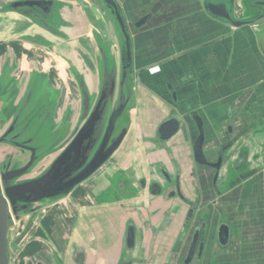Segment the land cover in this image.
<instances>
[{"label":"crops","instance_id":"1","mask_svg":"<svg viewBox=\"0 0 264 264\" xmlns=\"http://www.w3.org/2000/svg\"><path fill=\"white\" fill-rule=\"evenodd\" d=\"M152 1L125 0L122 6L130 4L137 11ZM203 1L160 0L157 17L131 26L134 89L126 136L131 144L119 147L101 172L105 176L127 173L130 166H136L155 176L163 168L171 175L179 174L188 197H192L190 183L200 182L202 196L209 191L210 177L193 157L192 143L198 134L194 118L202 121V148L209 161L231 133L236 139L224 154L218 186L230 181V167L241 152L246 154L244 166L253 170L240 184L226 187L221 196L214 195L195 211L196 217L206 220L204 256L199 264H264V18L235 27L210 16ZM238 7L244 12L239 0H234V17ZM75 38L79 37L67 40ZM66 58L79 68L80 64ZM34 69L43 70L36 65ZM69 71L65 69L68 92L58 100L55 120L64 110L73 120L79 113L81 83ZM74 88L78 104L68 95L74 94ZM170 117L179 120L178 131L164 142L155 141L159 125ZM92 178L43 205L38 222L25 230L26 241L15 264L28 259L31 264H78L80 253L91 262L100 252L111 255L120 245L125 217L129 213L151 215L156 207L144 192L135 199L123 198L119 204H97L99 191ZM164 210L152 212L156 230L137 227L148 245V261L142 264H168L178 243L177 262L184 256L193 223H184L185 206L169 223H161L158 217L167 214ZM221 222L229 228L225 243L218 237Z\"/></svg>","mask_w":264,"mask_h":264},{"label":"flooded vegetation","instance_id":"2","mask_svg":"<svg viewBox=\"0 0 264 264\" xmlns=\"http://www.w3.org/2000/svg\"><path fill=\"white\" fill-rule=\"evenodd\" d=\"M159 1L153 0L152 3L140 6L135 11L130 4L128 8H125L119 0H116L127 24L128 31H130L131 26L134 27L135 23L141 19H145L147 23L152 18L157 17L160 12L158 8ZM3 5V10L10 9L19 14V17L15 18L5 14L0 16V34L5 35V37L0 38L3 44L7 40L9 41V37L10 41H16L15 39L21 38L23 40L26 39V42L30 41L32 44L40 45L45 49H51V46L53 47L54 43H57L59 39L67 40L71 36L81 37L86 34L88 31L86 25L94 28L96 33L97 31L100 33L99 35L93 33L95 45L100 53L99 72L95 70L92 63H88L89 57L83 56L81 59L88 61L87 63L90 65L89 69L93 71L92 73L95 78L94 76L83 77L84 74L80 75L81 77L77 76V74L75 75L81 83L79 113L75 120H73L74 117H72L71 113L65 110L59 120H55L54 111L63 92L54 85L49 84V72L43 70L37 71L34 69L33 64L29 65L24 73L21 71L23 69V62L21 61L17 63V69L11 68L12 61H18L21 57L22 51L19 47H15V50H12L13 52L7 50L5 54L0 55V188L2 193L6 186L21 184L39 178L46 173L58 157L65 152V149L70 145L77 132L83 127L90 116L95 114L96 119L93 123L92 131L83 139L78 150L69 151L66 156L64 153L54 173L51 187L62 186L85 172L101 145L111 114L121 105H124L115 120L103 153H108L115 146V143L118 142L117 145L93 172L73 186L72 189H74L77 185L90 180L98 172L101 173L103 171V167L116 154L128 133L129 114L134 88L131 67L126 66L123 55L124 42L122 32L112 14L111 8L102 0H9L6 3L3 2ZM134 11L136 13L135 18L130 15ZM98 16L102 21L97 22L99 20ZM127 16L133 19L132 23L129 24ZM104 19L108 22H105ZM94 22L95 25H93ZM35 25L40 29L34 28ZM115 26L120 31L121 41L116 33ZM113 37H115L120 46L118 48L120 53L118 61L112 50V46L115 43L113 42ZM104 41L107 43V46H104ZM82 42L85 43V41ZM4 49L5 46L3 47ZM56 53L57 55H53L58 59V63L61 62L64 67L66 63L68 67L74 68L67 61L64 52ZM64 67H61L63 71H65ZM57 76L60 84L65 87V79H63L60 73ZM93 78L95 81H92ZM33 82H35V85L39 84L37 91H40V95L38 93L32 94L29 91L30 85ZM51 90L55 92L54 98L51 95L46 96L47 92ZM62 95L65 96V93ZM45 98L53 99L55 106L53 104L48 107L45 106ZM30 103H32L31 106ZM29 106V111L25 112L26 107ZM38 111L45 112V115L42 117L43 119L41 118L42 125L51 120L50 126L52 130H55L59 135L57 141L52 144H45L44 137H39L38 132L30 129V124L33 122ZM121 116L126 117L127 124L119 128V133H115L117 120ZM158 134L157 129L154 135L155 141L164 142V140L159 138ZM227 136L229 140L220 146L214 159L209 161L205 156L206 160L212 165L197 163L206 169V173L210 177L207 183L209 191L205 195L202 194V196L200 192L203 186L200 185V182H196V184L190 183L193 188L192 197H188L182 190L179 174L171 175L163 168H158L155 176L142 173L141 169L136 166H130L127 173L125 171H115L107 176L104 175V181L112 182L115 187L124 190L126 193L124 197L126 199H135L139 196V193L144 192L149 198L155 200L156 207L150 212L151 215H138L136 217L129 213L125 217L126 222L122 228L121 242L113 254L106 255L100 252L96 254L95 260L91 262L80 253L77 256V263H145L148 261V252H145L148 251V245L139 236L142 234L137 233V227L146 229L148 226H152L153 230H156V226L152 225L154 222L153 218H155L152 212L158 213L160 211L164 213V209H166L167 214L162 218L158 217V219H160L161 223H169L180 206H185L184 223L186 225L193 223V230L183 258L180 262H177V257L179 256L177 253L180 246L178 243L173 247V255L168 264H199L204 256L206 220L199 216L196 217L195 211L204 206L214 195L221 196L226 187L240 184L247 173L253 170V167L244 166V155L246 154L241 152L232 166L233 173L230 171V181L223 186H218L217 180L223 165L224 154L236 139L231 133H228ZM219 158H221V163L218 168H215V164ZM173 161L175 160L173 159ZM13 174L16 175L11 176ZM54 198L57 197H52V199ZM41 200L9 203L12 224L9 227L7 237L8 246L11 251V264H15L18 261L17 257L26 241V228L29 224L31 226L35 225L40 219L43 205L45 204H41ZM221 224L226 223L221 222L219 226ZM11 230H13L12 233L10 232ZM11 234L12 236H10ZM194 234H196L195 251L188 258ZM142 240L146 245L143 244V247H140V241ZM136 250L137 252L135 253ZM139 251L142 254L139 255ZM24 264H31V261L29 259L25 260Z\"/></svg>","mask_w":264,"mask_h":264},{"label":"water","instance_id":"3","mask_svg":"<svg viewBox=\"0 0 264 264\" xmlns=\"http://www.w3.org/2000/svg\"><path fill=\"white\" fill-rule=\"evenodd\" d=\"M91 1V0H90ZM109 8H111L112 14L122 32L124 50L123 55L126 61V66L131 67L132 63V43L130 34L128 31L127 24L123 15L120 12V8L116 0H102ZM249 8L255 10V15L251 18L246 19H235L234 18V0H204L203 6L205 11L212 17L219 19L225 23H228L232 26L239 27L246 24H253L255 21L264 18V0H249L247 2ZM145 22V19H141L135 23L134 27H139ZM124 105H121L114 113L111 114L107 128L105 130L101 145L99 146L96 155L93 157L91 163L88 166V169L74 177L70 181L66 182L62 186H57L55 188L51 187V184L54 179V173L57 166L61 162L63 155L65 156L69 151H77L81 142L86 138L92 131L93 123L96 119V115L92 114L83 127L77 132L75 138L72 140L70 145L65 149V152L58 157V159L52 164L49 170L44 173L41 177L23 182L21 184H14L6 186L3 189V193L0 188V264H10V249L8 246V231L9 227L12 224L11 214L9 212V203H14L16 201L27 202V201H37L45 198L60 197L68 193L74 185L84 179L87 175L93 172L111 153L112 150L108 153H103L104 146L107 143L108 137L113 129L116 118L119 116ZM195 122L198 127V134L193 139L192 149L193 157L196 163L212 165L209 163L203 153V140L204 132L202 128V121L199 117H195ZM180 122L175 117H170L169 119L163 121L159 127V138L161 140L170 139L179 129ZM221 163V158L218 159L215 164V168H218ZM13 174L11 176H15ZM27 195V196H24ZM219 241L221 243L227 242L229 236V228L226 224H221L219 226ZM196 244V234H194L191 241V245L188 252V258L192 256L195 251Z\"/></svg>","mask_w":264,"mask_h":264},{"label":"rangeland","instance_id":"4","mask_svg":"<svg viewBox=\"0 0 264 264\" xmlns=\"http://www.w3.org/2000/svg\"><path fill=\"white\" fill-rule=\"evenodd\" d=\"M7 1H9V0H0V16L5 14V15H8V16L13 17V18L19 17L18 13L14 12L10 9L3 10V6H4L3 2L6 3ZM119 1L121 4H123L125 2V0H119ZM248 1L249 0H239L241 6L243 7L244 12H242L241 9H239V7H238L237 9L239 11L235 14L234 18L244 19V18H251L254 16L255 12L248 9V5H247ZM130 15H131V17L135 18L136 17L135 11L133 14L131 12ZM98 19L99 20H97V22L102 21V19L99 16H98ZM0 20H1V18H0ZM104 20H105V22H108L106 19H104ZM132 20L133 19L130 17H128V19H127L129 24L132 23ZM95 22L93 23V25H95ZM34 28H36L37 30L40 29L39 27L37 28V25H35ZM86 29L88 30L87 33L82 35L79 38H75V39L70 40V41H68L66 39H59V41L57 43H54L53 47L51 46V49H45L40 45H35L34 43L32 44L30 41L26 42L25 41L26 39L23 40L21 38H18V40L15 39L16 41H10V37L8 36L9 41L7 40V42H5L4 44L0 41V50H2V51H0V55L5 54L7 52V51H5L7 48L11 49V50H15V47H19L20 50L22 51L21 57L18 61L17 60L12 61L11 68L17 69V63H20V61H21V62H23L22 63L23 69L21 71L24 73H25L27 67L29 65H33V64L36 65V67L38 69L47 70V72H49V74L51 75L50 78H52L51 83L56 88L60 89L63 93H65V95H66V93L68 92L67 89H65V87H63V85L60 84V81H58V78H57L58 77L57 75L60 73V75L65 79V71H63V68H61L62 66L64 67V65H62L61 62L58 63V59L56 57H54L53 54L57 55L56 52H61V53L64 52L66 57H70L76 64H80L79 68H76L73 65L72 66L74 68H72V67H68V65L65 63L64 70L66 69V71L68 72V69H69L70 70L69 72L72 74L73 77H75L76 74L79 77H81L83 74H84L83 77H88V76L93 77L94 76V74L92 73L93 71L91 69H89L90 65L88 63H92L94 65L95 70L97 72H99L98 68L100 67V53H99V50L97 49V47L95 45V42H94L95 38H93V33H96V32L94 31V28L89 27L87 25H86ZM116 33L119 36V40L121 41L120 31L117 27H116ZM99 34L100 33L97 31L96 35H99ZM3 37H5V35L0 34V38H3ZM27 40H29V39H27ZM82 41H85V43ZM113 42H115V43L113 44L114 46H112V50L114 52V56L117 57V61H118L119 60V54H120L118 48H120V46L117 43V41L115 40V37H113ZM103 44H104V46H107V43L105 41L103 42ZM4 46L6 47V49L3 50ZM52 48H53V50H52ZM83 56L89 57V62L86 60L83 61V59H81V58H83ZM77 57H79V59ZM58 65H59V67H58ZM94 78H95V76H94ZM94 78L92 79V81H95ZM38 85L39 84L35 85V82H33L30 85L29 91L32 94L38 93V95H40L41 94L40 91H37ZM66 86H67V83H66ZM72 92H73V90H72ZM76 92H78V91L76 90ZM76 92H75V88H74V94L73 93L68 94L71 98L70 100L74 104H78V103H76L77 102ZM47 95H51V97L54 98L55 92L53 90L48 91L46 96ZM53 102H54V100L51 98H45V100H44V104L47 107L51 106L52 104H53V106H55V102L54 103ZM31 105H32V103H30V106ZM30 106L26 107L25 112L29 111ZM44 115H45V112H39L38 111L34 117L33 122L30 124V129H33L32 131L38 132L39 137L43 136L45 144H47V143L52 144L53 142L57 141V138L59 137V135H58V133L55 132V130H52V127L50 126V124L52 122L51 120L50 121L48 120L45 124L42 125V119H43L42 117ZM34 124H36V126H34ZM126 124H127L126 117L121 116L117 120L115 133H119L120 132L119 128L126 125ZM30 129H28V130L30 131ZM127 141L128 140H126V138H125V140L121 144L120 148L124 147L125 144H131V142L127 143ZM230 171L233 173L232 167H230ZM103 174H104L103 172H101V173L98 172L97 175L92 178V179H95L94 181H96L94 184V188H96L97 191H99L98 195H99L100 199L98 200L97 204H115V203L119 204L121 202V200L123 198H125L124 196L126 195V193L124 192V190H120L117 187H115L114 183L104 181V175ZM98 177H99V179H98ZM135 191H136V189H135ZM134 194H137V193H134ZM51 200H53V199L52 198H45V199H42L40 203L44 204V203L51 201ZM12 231L13 230H11L10 232L12 233ZM10 236H12V234Z\"/></svg>","mask_w":264,"mask_h":264}]
</instances>
